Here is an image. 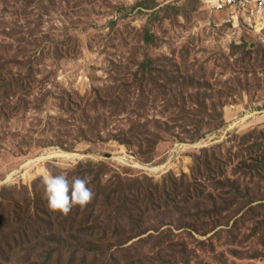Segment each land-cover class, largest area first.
<instances>
[{"label":"rangeland","instance_id":"obj_1","mask_svg":"<svg viewBox=\"0 0 264 264\" xmlns=\"http://www.w3.org/2000/svg\"><path fill=\"white\" fill-rule=\"evenodd\" d=\"M45 168L97 195L16 214ZM0 264H264V28L200 0H0Z\"/></svg>","mask_w":264,"mask_h":264},{"label":"clouds","instance_id":"obj_2","mask_svg":"<svg viewBox=\"0 0 264 264\" xmlns=\"http://www.w3.org/2000/svg\"><path fill=\"white\" fill-rule=\"evenodd\" d=\"M40 180L47 207L63 215H67L75 206L84 208L94 196L92 189L88 187L89 177H74L70 180L66 173L53 174L45 168Z\"/></svg>","mask_w":264,"mask_h":264},{"label":"trees","instance_id":"obj_3","mask_svg":"<svg viewBox=\"0 0 264 264\" xmlns=\"http://www.w3.org/2000/svg\"><path fill=\"white\" fill-rule=\"evenodd\" d=\"M159 136V135H157ZM161 139V138H160ZM155 142V141H154ZM74 146V145H73ZM74 148L76 149H79L78 146H74ZM83 149V148H82ZM23 188H13V192H17L18 190H22ZM25 191H27V189H25ZM97 195V192L94 193V196H93V199L92 201L94 200L95 196ZM26 199V198H25ZM41 201H44V205L43 207L41 206V204H43ZM16 204L15 206V212L16 214L20 211H23L24 209H28L29 205H32L33 209H37V211L41 212V211H44L45 210V213H46V206L47 205V201L43 198L42 200L40 199H33V198H28L27 197V200H24V199H21V200H18V201H15L14 202ZM29 203V205H28ZM108 205V204H107ZM111 206V205H110ZM107 208L106 204L104 206V208ZM43 209V210H42ZM76 209H80L79 206H75L72 208V210L70 212H72ZM137 209V208H136ZM49 212H51V210L48 208ZM124 206L123 205H119L117 207H114L111 211V214H108L105 215L102 219H97L96 222H94V220H89V219H86V218H83V221L80 222L78 225L81 226V227H84V226H88V228H86V230H83V235L85 236H95V233L98 231L99 233H102V234H106L107 233V229L108 230H111L110 229V226H115L118 222L115 221L114 219L118 220L120 217V214H123L124 213ZM138 212L142 215V212L137 209ZM53 212V211H52ZM120 212V213H119ZM43 219L41 217L40 220L44 221L46 215L44 214L43 212ZM129 220H130V217H128ZM115 222V223H114ZM129 230H132L133 231V228L129 229ZM143 231H145V229H138V230H135V233H133L134 237H137L139 235H142L143 234ZM130 238V237H129ZM131 239V238H130ZM91 246H95L97 245V243H93V242H88Z\"/></svg>","mask_w":264,"mask_h":264},{"label":"built area","instance_id":"obj_4","mask_svg":"<svg viewBox=\"0 0 264 264\" xmlns=\"http://www.w3.org/2000/svg\"><path fill=\"white\" fill-rule=\"evenodd\" d=\"M209 10L226 11L236 24L242 19L250 26L264 28V0H200Z\"/></svg>","mask_w":264,"mask_h":264},{"label":"water","instance_id":"obj_5","mask_svg":"<svg viewBox=\"0 0 264 264\" xmlns=\"http://www.w3.org/2000/svg\"><path fill=\"white\" fill-rule=\"evenodd\" d=\"M110 156V155H109Z\"/></svg>","mask_w":264,"mask_h":264}]
</instances>
